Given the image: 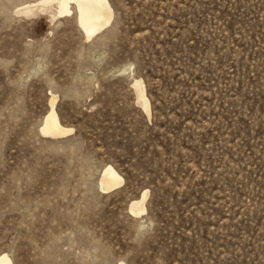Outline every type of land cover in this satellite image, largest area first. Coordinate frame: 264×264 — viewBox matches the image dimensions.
<instances>
[{
    "label": "rangeland",
    "instance_id": "obj_1",
    "mask_svg": "<svg viewBox=\"0 0 264 264\" xmlns=\"http://www.w3.org/2000/svg\"><path fill=\"white\" fill-rule=\"evenodd\" d=\"M34 1L0 0V254L264 264V0H111L91 38ZM52 92L63 138L40 129Z\"/></svg>",
    "mask_w": 264,
    "mask_h": 264
},
{
    "label": "bare ground",
    "instance_id": "obj_2",
    "mask_svg": "<svg viewBox=\"0 0 264 264\" xmlns=\"http://www.w3.org/2000/svg\"><path fill=\"white\" fill-rule=\"evenodd\" d=\"M56 4L59 15L76 14L78 23L85 32L87 38L99 34L102 30L111 25L115 10L111 0H35L28 2L18 9L19 13L32 14L38 8L46 10V5ZM40 7V8H39ZM134 87L140 98L147 96L141 87V81L135 79ZM58 95L51 93L50 110L47 112L41 124V132L52 138H63L74 130V127L65 125L56 110ZM146 110L150 109V102L144 103ZM124 177L112 164H107L100 178V188L103 192H108L121 184ZM147 192L141 197L134 199L131 210L136 214H141L145 209V199ZM0 264H14V261L7 252L0 254ZM108 264H125L124 261Z\"/></svg>",
    "mask_w": 264,
    "mask_h": 264
}]
</instances>
